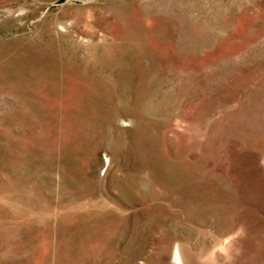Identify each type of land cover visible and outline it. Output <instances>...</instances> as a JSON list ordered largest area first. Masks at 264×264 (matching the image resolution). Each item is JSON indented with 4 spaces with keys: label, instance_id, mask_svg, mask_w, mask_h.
Masks as SVG:
<instances>
[{
    "label": "rangeland",
    "instance_id": "1",
    "mask_svg": "<svg viewBox=\"0 0 264 264\" xmlns=\"http://www.w3.org/2000/svg\"><path fill=\"white\" fill-rule=\"evenodd\" d=\"M0 264H264V0H0Z\"/></svg>",
    "mask_w": 264,
    "mask_h": 264
},
{
    "label": "bare ground",
    "instance_id": "2",
    "mask_svg": "<svg viewBox=\"0 0 264 264\" xmlns=\"http://www.w3.org/2000/svg\"><path fill=\"white\" fill-rule=\"evenodd\" d=\"M36 71V70H35ZM23 72V71H22ZM166 168V167H165ZM162 169V168H161ZM165 172V171H164ZM89 231V230H88ZM90 233H92V232H90Z\"/></svg>",
    "mask_w": 264,
    "mask_h": 264
}]
</instances>
